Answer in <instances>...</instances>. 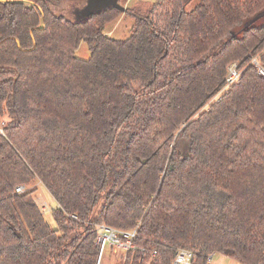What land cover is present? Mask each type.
<instances>
[{
    "label": "trees",
    "instance_id": "obj_1",
    "mask_svg": "<svg viewBox=\"0 0 264 264\" xmlns=\"http://www.w3.org/2000/svg\"><path fill=\"white\" fill-rule=\"evenodd\" d=\"M120 1L0 0V264H97L101 224L138 229L121 264H264V0Z\"/></svg>",
    "mask_w": 264,
    "mask_h": 264
},
{
    "label": "rangeland",
    "instance_id": "obj_2",
    "mask_svg": "<svg viewBox=\"0 0 264 264\" xmlns=\"http://www.w3.org/2000/svg\"><path fill=\"white\" fill-rule=\"evenodd\" d=\"M154 0H121V4L125 8H133L136 5H144L152 2ZM90 1L83 0H66L63 6L56 9V12L60 15H64L73 21H81L91 13L92 8L90 7ZM199 3L198 0L194 1L192 5L188 6V11H191ZM150 5V4H148ZM260 21L259 23H261ZM134 20L132 18L122 16L119 20L112 22L106 26L105 33L114 39L126 40L131 36V29L133 28ZM77 56L81 59H88L90 57V51L87 44L82 43L77 51ZM32 187H37L38 191L34 196L36 202L39 205L45 203L50 207L49 211L45 214L47 222L53 227H56L53 211L57 209V203L55 199L51 196L48 190L40 183L34 184ZM101 204V203H100ZM125 260V256L121 253H115L109 247L106 248L101 264H121ZM209 264H240L236 260L228 258L221 254H215L213 259L210 260Z\"/></svg>",
    "mask_w": 264,
    "mask_h": 264
},
{
    "label": "built area",
    "instance_id": "obj_3",
    "mask_svg": "<svg viewBox=\"0 0 264 264\" xmlns=\"http://www.w3.org/2000/svg\"><path fill=\"white\" fill-rule=\"evenodd\" d=\"M252 64H254L258 70L259 73L264 77V68L261 66L258 59H254L252 61ZM241 71L239 70L238 63H233L228 67V74L226 77V89L237 83L241 77ZM27 189L25 186H19L16 191L17 193H23ZM41 212L45 215L50 207L47 203L40 205ZM73 219L77 220V217L72 216ZM98 235L96 240V245L100 247V254L97 261V264H101L105 250L107 247L111 248L113 252L115 253H121L122 256L127 257L132 252H142L145 253V250L142 248H139L135 244V240L138 236V229H134L131 231H122L117 230L115 228H112L110 226H107L105 224H101L97 227ZM156 253H153V256H155ZM194 258V254L187 250V249H181L178 251L176 260L174 264H191L192 260ZM213 259V256L210 257V260ZM209 260V261H210Z\"/></svg>",
    "mask_w": 264,
    "mask_h": 264
},
{
    "label": "water",
    "instance_id": "obj_4",
    "mask_svg": "<svg viewBox=\"0 0 264 264\" xmlns=\"http://www.w3.org/2000/svg\"><path fill=\"white\" fill-rule=\"evenodd\" d=\"M118 0H93L91 2V8L94 11H102L116 4Z\"/></svg>",
    "mask_w": 264,
    "mask_h": 264
},
{
    "label": "crops",
    "instance_id": "obj_5",
    "mask_svg": "<svg viewBox=\"0 0 264 264\" xmlns=\"http://www.w3.org/2000/svg\"><path fill=\"white\" fill-rule=\"evenodd\" d=\"M39 205V204H38ZM40 206V205H39Z\"/></svg>",
    "mask_w": 264,
    "mask_h": 264
}]
</instances>
